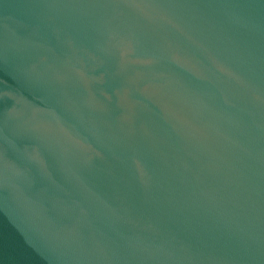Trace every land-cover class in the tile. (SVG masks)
Masks as SVG:
<instances>
[{"label":"water","instance_id":"water-1","mask_svg":"<svg viewBox=\"0 0 264 264\" xmlns=\"http://www.w3.org/2000/svg\"><path fill=\"white\" fill-rule=\"evenodd\" d=\"M0 264H264V0H0Z\"/></svg>","mask_w":264,"mask_h":264}]
</instances>
